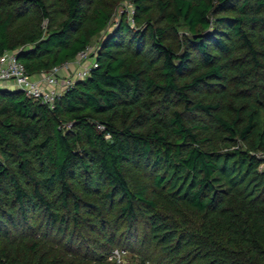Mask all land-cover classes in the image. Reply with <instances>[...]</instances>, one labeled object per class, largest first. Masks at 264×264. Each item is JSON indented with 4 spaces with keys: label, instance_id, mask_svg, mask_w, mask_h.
<instances>
[{
    "label": "trees",
    "instance_id": "obj_1",
    "mask_svg": "<svg viewBox=\"0 0 264 264\" xmlns=\"http://www.w3.org/2000/svg\"><path fill=\"white\" fill-rule=\"evenodd\" d=\"M131 1L0 0L29 75L105 31L52 107L0 88V264H264V0Z\"/></svg>",
    "mask_w": 264,
    "mask_h": 264
},
{
    "label": "built area",
    "instance_id": "obj_2",
    "mask_svg": "<svg viewBox=\"0 0 264 264\" xmlns=\"http://www.w3.org/2000/svg\"><path fill=\"white\" fill-rule=\"evenodd\" d=\"M131 21L133 22L132 19ZM94 52L95 48L92 50L88 46L78 52L74 59L55 65L49 71L42 73L39 78H34L24 70L15 52L6 50L0 54V82H10L24 96L52 107L56 97L64 88L71 86L77 79L85 78L90 69L96 66L91 56ZM63 72H66L64 77L61 76ZM123 251L119 249L113 251L111 258L118 264L120 252Z\"/></svg>",
    "mask_w": 264,
    "mask_h": 264
},
{
    "label": "rangeland",
    "instance_id": "obj_3",
    "mask_svg": "<svg viewBox=\"0 0 264 264\" xmlns=\"http://www.w3.org/2000/svg\"><path fill=\"white\" fill-rule=\"evenodd\" d=\"M110 3L114 4V10L112 14L111 21L109 22L108 26L106 27L105 31L111 30L113 27H115L116 22L119 20V17L121 14L126 13L128 21L131 25H134V22L131 21L132 19V14L134 11V5L131 0H108ZM163 2H171L172 0H162ZM105 31L100 32L97 34L95 37L91 39L90 42V48L93 50L97 43L99 42V39L105 35ZM179 34L184 32V28L180 27L178 30ZM71 72V71H70ZM129 181L132 183L138 184L144 181L143 175L140 172L132 171L129 172L127 175ZM139 238L142 236V231L140 230L139 233ZM125 247L127 248L128 252L125 250L123 252H120V263L119 264H140V261L144 258L149 259L146 261V264H154V260H151V256L148 252H146V245L142 246L139 242H135L134 239L126 238V239H121L120 243L116 246L119 247ZM76 259V258H75ZM74 258H72L70 255H63L59 254V259L64 261L68 260H73L72 263L75 264ZM56 261V263H60V261ZM71 262V261H70ZM118 264V263H116Z\"/></svg>",
    "mask_w": 264,
    "mask_h": 264
},
{
    "label": "crops",
    "instance_id": "obj_4",
    "mask_svg": "<svg viewBox=\"0 0 264 264\" xmlns=\"http://www.w3.org/2000/svg\"><path fill=\"white\" fill-rule=\"evenodd\" d=\"M42 73L32 75L34 78H39ZM66 72H63L61 76H65ZM0 88H14L10 82H0Z\"/></svg>",
    "mask_w": 264,
    "mask_h": 264
}]
</instances>
